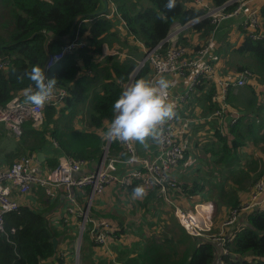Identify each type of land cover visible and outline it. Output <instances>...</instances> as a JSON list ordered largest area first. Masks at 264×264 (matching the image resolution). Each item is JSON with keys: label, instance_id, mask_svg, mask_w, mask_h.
<instances>
[{"label": "trees", "instance_id": "obj_1", "mask_svg": "<svg viewBox=\"0 0 264 264\" xmlns=\"http://www.w3.org/2000/svg\"><path fill=\"white\" fill-rule=\"evenodd\" d=\"M147 1L148 6L138 7L132 0H0V64L6 63V69L0 67V106H4L16 95H24L23 89L32 82L26 77L20 82L17 77L36 64L45 67L47 77L56 79L55 87L67 91V97L60 106L46 107L43 123L39 128L34 131L29 122L22 126L23 134L20 139L24 141V137H28L34 140V145L28 146L27 155L33 154L38 148L44 149L46 140L51 138L64 155L86 161L96 160L101 156L106 140L105 132L113 118L112 105L129 80L137 59L141 57L135 45H128L126 36L131 35L147 49H151L166 37L174 23L184 24L203 12L200 8L185 5L192 0H176V7L172 11L165 9L166 0ZM209 1L214 6H219L227 0ZM116 19L124 25L125 34L119 31ZM260 19L264 31V6L260 8ZM190 28L201 32L204 38L212 25L204 19ZM76 34L87 42V46L77 48L52 68L46 69L48 57L59 52L68 41L74 40ZM103 44H107L109 48H117L118 52L128 57L119 60L115 55L106 56L104 62L97 61ZM234 51L251 55L256 60L254 65L238 67L239 71L248 69L251 77L258 80L264 75V38L251 40L248 36H243ZM82 70H89L91 74H79ZM150 71L149 64L145 63L132 82L138 78H146ZM97 83L99 86L94 87L93 84ZM205 85L202 80L194 88V92L204 89ZM231 91L232 89L229 92ZM212 93L213 87L206 97L211 110L214 109L210 102ZM71 105L76 110L82 106V110L92 112L88 115V126L93 130H100H74L71 123L77 111L74 112ZM66 106L71 107V112L64 115ZM222 124V133L218 131L220 128L214 130L217 145L210 152L225 167L234 169L240 162V148L251 139L256 143L257 138L250 129V122H245L242 118L229 123V126L224 120ZM108 153L109 156H120L123 159L128 156L115 140L110 142ZM54 157L47 158V167L57 164ZM187 158L188 152L180 163ZM251 162L258 168L259 162ZM255 181L256 177L252 178L250 186ZM135 187L137 185L133 183L125 190L133 193ZM193 191L195 189H188L187 184L179 186V194H184L185 197L192 196ZM238 203V198L229 201L228 210ZM243 219L244 222L238 229L230 230V241L226 243L228 254L221 256V261L223 264H264V213H247ZM4 225L6 230L14 227L15 233L8 238L0 235V264H72L76 235H67L64 230L57 232L41 214L19 207L17 211L4 215ZM180 229L184 239L182 236L175 238L167 246L174 253L173 259L160 252L159 248L162 246L159 247L158 242L153 239L145 241L144 249L139 246L134 248L137 255L133 258H126L128 250H123L119 259L122 264H164L168 258L167 264H213L216 242L193 238ZM121 233L123 229L115 233L116 237L119 238ZM168 233L171 234L170 230ZM60 235L66 241L63 250L59 249L58 244L54 249L52 244V239L58 241ZM82 239L84 242L79 249L81 264H88L87 258L89 264H115L102 256L97 262L90 260V251L100 248L92 243L88 232L83 234ZM164 242L165 239H162L161 244ZM180 246L183 249L180 256H177L176 249H180Z\"/></svg>", "mask_w": 264, "mask_h": 264}, {"label": "built area", "instance_id": "obj_2", "mask_svg": "<svg viewBox=\"0 0 264 264\" xmlns=\"http://www.w3.org/2000/svg\"><path fill=\"white\" fill-rule=\"evenodd\" d=\"M191 4L195 8H200L202 14L184 24L174 23L166 37L153 48L147 49L141 41L132 37L143 56L136 61V67L123 89L132 82L137 71L148 63L151 71L145 79L155 81L164 76L170 81L169 99L176 105V116L163 125L159 142H153L155 152L147 156L141 153L136 142L117 141L127 153V158L109 156L108 148L112 140L105 137L103 157L96 169L81 171L87 163L86 160L64 155L57 158L54 167L43 170L34 154L23 156L6 167H0V235L8 238L15 233L14 227L5 229L4 215L17 211L21 205V197L35 187L44 189L48 198H54L58 191L63 192L65 225L71 224L74 219L79 220L75 239L76 250L73 255L75 264L79 256L78 247L85 232H88L92 243L103 251H109L111 245L118 239L115 234L119 231L118 228H115L108 219L92 217L91 214L94 198L112 185L125 189L136 183L145 190L156 192L172 207L173 217L185 233L193 238H204L218 243L221 256L228 254L226 243L230 241L224 230L236 224L247 213L258 211L264 213V168L251 185L247 199L228 210L220 225L223 231L219 232L218 237L207 235L213 225L212 202L202 201L193 204L192 209H184L175 205L169 196L170 192H174V195L179 194V185L170 176V172L178 167L184 154L191 149L189 137L191 122L216 119L217 128L223 126L222 122L226 115L230 117V124L235 122L238 114L228 102L229 91L247 85L252 79L248 69L236 72L233 77L222 74L211 60L217 45L215 37L221 24L240 18L239 26L244 36L251 40L264 38L260 19V8L264 6V0H227L219 6H214L209 0H192ZM110 5L115 11L114 5L112 3ZM204 19L209 21L212 28L203 42L192 45L191 48L179 42L187 27ZM79 39L76 34L74 40L68 41L59 52L50 55L46 69L52 68L65 55L72 54L76 48L87 46L85 40ZM111 53L116 54L113 51ZM0 67L6 69V63H1ZM202 80L206 83L204 90L207 94L213 87L210 102L214 109L200 117L194 114L186 101ZM66 97L67 91L64 88L55 87L43 109H39L31 105L24 95L22 97L16 95L4 106H0V124L4 125L11 135L20 137L23 132L22 126L26 122L33 127H40L46 107H58ZM120 165L128 167L120 171ZM221 256L219 264H223Z\"/></svg>", "mask_w": 264, "mask_h": 264}, {"label": "crops", "instance_id": "obj_3", "mask_svg": "<svg viewBox=\"0 0 264 264\" xmlns=\"http://www.w3.org/2000/svg\"><path fill=\"white\" fill-rule=\"evenodd\" d=\"M133 1L137 3V0H132V2ZM116 20H118L117 26L119 31L125 34L124 25L119 21V19ZM240 22L241 19H232L223 22V24L220 26L218 30V33L216 34L215 42L217 45L215 51L213 52V57L211 56V60L214 62V65L217 68L218 72L222 74L224 73L230 75L232 77L236 72L239 71L238 67L251 64V59L248 54L236 53V51H234L236 54H238V56L232 58H226L227 56H225L224 53L222 52L223 49H226L227 47L228 48L230 47L233 50L236 47H238L239 44L241 43L244 35L242 30L239 29ZM236 25H238L239 27H237ZM223 30L226 32L228 37H231L230 38L231 44L222 47L221 42L218 40ZM184 37H187L190 41L193 42H194L193 39L200 41L205 38L202 37L201 32H197L192 29L191 31L184 33L183 36L180 37L179 41L183 43L182 38ZM125 40L128 43V45L129 43L135 45V42L131 35H128V37L126 36ZM198 43L200 42H194L191 45H196ZM116 49L117 48L115 47L109 48L107 44H103L101 49V54L99 57L96 58V60L101 63L104 62V58L106 56H114L111 53L112 51L116 52L115 56L117 59H121L122 58L121 56L126 55L124 53L118 52ZM137 50H138L137 52L141 54L140 57L141 59L143 56L142 52L140 51L139 48H137ZM83 73L84 70L79 72V74H83ZM93 86L98 87L99 83H97L96 85L93 84ZM243 88H247L246 94L243 93L244 91L242 90ZM248 90H250V93H248ZM194 91L195 90H193L188 96V99L186 101L187 106L193 109L194 114L203 117L212 111L210 108L211 105L208 102V99H206L208 94L204 89L199 90L198 92H194ZM228 102L230 106L233 105L237 108V110L236 109L233 110L235 113L238 114L237 119L242 118L245 122H250L249 125L251 126L250 129L252 132H255L257 142L254 143L252 139L248 140L246 145L240 148V153L244 154L245 158L247 157V159H251V160L256 158L259 159L258 160L259 170L257 171L256 173L257 175L255 176L257 180L258 177L261 175L259 173H261L262 169L264 168V154L262 153V150H264V141H262V139H264V136L260 138V136L264 134V75L259 80L256 78L255 79L252 78L247 85L240 88L232 89V91L229 92L228 94ZM81 111L82 109L80 108V110L78 111L79 112L78 114L80 116L82 115ZM255 119L257 124L255 122ZM216 121H217L216 119H213L211 121L204 119L195 120L191 122L189 131L192 132L193 129L194 132L196 133V136L197 135L199 136V134H205V133L208 134V132L212 128H214L215 130ZM229 121H230V117L226 115L224 117V122L228 126L230 125ZM71 126L74 128V130H81V131L91 130L96 132L100 130V128L96 130H93L92 127L89 128L88 122L85 121L73 120ZM82 126H85V128H83ZM258 130H260L259 136L256 135V132ZM148 144L149 147L145 149L144 145L136 142V145L141 149V153L147 156L155 152V146L153 144V141L149 140ZM211 144L212 146L217 145L215 141L212 140L208 145ZM191 145H192L191 150H194L195 147L192 142ZM251 145L254 146L260 145L261 149H255L254 151L249 153L247 150L251 147ZM191 150L188 152V158H191V160L189 161L184 160L178 165L177 168H175L170 172V176L178 183L179 186L182 184H187L188 189H190L189 186L190 183L195 184V181L200 180L201 178V176L199 175L208 171L207 169L209 165L205 164V162L201 158L205 159L207 157L212 156V153L205 150L208 156L202 157L203 156L202 152L204 150L203 147H201L199 158L196 159L194 157H190V154L192 152ZM39 153L41 154V156L37 157ZM21 154H24L23 156H26L28 154V147H25V142L23 141V139L11 135L8 132L7 128L4 125L0 124V167H6L10 165L14 161L11 162L9 160L18 157ZM33 154L36 156L43 170H47L49 168L47 167V163H46L47 158L56 156L54 158L55 160H57L58 157L64 156V154L61 153V151L57 148L56 142L51 138L46 140L44 149L38 148ZM100 159L101 156L96 160L87 161V163L85 164L84 168L81 171H85L86 169H96V167L100 162ZM199 161L203 162L204 165L198 166L197 164ZM243 161L245 163L246 159H243ZM127 167H128L127 165H120L119 170L121 171L123 169H126ZM194 167H196V169H199V172L196 169L193 172L192 170ZM192 189H194V187H192ZM174 194H175L174 192L169 193L170 198L174 200L173 203L175 205H179L184 209L189 208L191 205L195 203L206 201V199H204L205 196H203L202 198V196H200L199 194H198L199 196H197V194H193L189 198L185 197L184 194H176V195ZM247 196H248V192L245 194V196L240 197L238 201L240 202L242 200H246ZM20 200H21L20 207L28 208L29 210L44 216L46 218V221L48 222V225L54 228L57 232L60 233L64 230V232L67 235L74 234L77 236L78 233L77 225L79 224V220L74 219L73 221H71V224L66 223L67 225H65V222L63 221L64 207H65V198L63 192L58 191L57 195L54 198H48L44 193V189L35 187L32 188L28 194L21 197ZM93 203L94 205L91 210L92 217L108 219L115 226V228H119V230L123 229V233H121V236L117 239V241L111 245L109 251H103L102 249H95L94 251L93 250L90 251L91 252L90 260L97 262L98 258L100 259L102 256L107 258L111 262H114L115 264H122V261L119 259V257L123 250L125 251L128 250L126 253V258L128 259L133 258L134 256L137 255L133 251V249L138 246L141 248L143 247L142 249H144L145 241L147 240L150 241L151 239L158 242V245L161 244L162 239H165V242L159 245V247L162 246L161 248H159V250L160 252H163V254H165L170 258L174 257V253L168 248H165L167 246H170L169 241H174L175 238V235L168 233V231L171 227L174 230V233H175V229H178V232L182 234L180 229L181 227L173 217L172 207L168 205V203H166L162 197H159L156 194V192L154 191L151 192L149 190H146V194L143 197L134 198L133 193H127V190L112 185L107 187L101 195L96 196ZM243 218L244 216H242L237 221L236 224L229 226L228 229L224 230V232L229 235L231 229L232 230L238 229V227L244 222ZM139 227L143 228L142 233L137 231ZM157 227L162 228L161 229L162 231L158 232L159 229ZM146 230L148 231L151 230V231L146 232ZM220 231L221 232L223 231L221 227H220ZM59 237L60 238L58 241L56 240V243L58 244L59 249L63 250L66 241L63 240L61 235ZM87 240H85V243L87 242ZM82 242H84L83 239L81 241V244ZM215 244H216V252H215V258L213 264H219L221 253L219 249V244L218 243ZM165 249H168V251H166ZM75 250H76V245L74 247V252ZM70 258L72 259V257ZM87 261L89 264L88 258ZM87 261L85 260V263ZM71 262L72 264H75L74 258Z\"/></svg>", "mask_w": 264, "mask_h": 264}, {"label": "clouds", "instance_id": "obj_4", "mask_svg": "<svg viewBox=\"0 0 264 264\" xmlns=\"http://www.w3.org/2000/svg\"><path fill=\"white\" fill-rule=\"evenodd\" d=\"M164 7L172 11L176 7V0H166ZM25 77L32 82L23 89L26 100L43 109L57 84L56 79L47 77L45 67L39 64L25 70L17 80L22 82ZM170 87V81L163 76L155 81L138 78L131 82L112 105L113 118L105 137L125 143L138 142L145 149L149 147V140L159 142L163 125L176 116V105L169 99ZM145 194L142 186L133 189L134 198H141Z\"/></svg>", "mask_w": 264, "mask_h": 264}, {"label": "rangeland", "instance_id": "obj_5", "mask_svg": "<svg viewBox=\"0 0 264 264\" xmlns=\"http://www.w3.org/2000/svg\"><path fill=\"white\" fill-rule=\"evenodd\" d=\"M137 5H138V7H140V6L146 7L149 5V2L147 0H137ZM185 5L191 6L192 4H191V2H189V3H186ZM235 19H240V18H235ZM236 26L239 27L238 25H236ZM190 27L191 26L187 27L186 31L184 33L191 31ZM182 36H180V37H182ZM230 38L231 37H228L226 32L223 30L218 41L221 42L222 47H223V46H227L228 44H231ZM204 39H202L200 41H197L196 39H193V40H194V42H203ZM182 41H183V44H185L186 46H189L190 48L192 46L191 44L194 43L193 41H190L187 37L182 38ZM134 42H135V46L138 48L136 41H134ZM129 45H132V43H129ZM85 47L86 46L78 47V48L80 49V48H85ZM222 52L224 53L225 56H227L226 58H232V57L238 56V54H236L234 52V49L232 50V48H230V47L223 49ZM249 56L251 59L250 65L256 64V60L251 55H249ZM121 57H122L121 59H123V58H126L128 56L124 55ZM121 59H119V60H121ZM84 73H90V71L88 70V71H85ZM242 90H244L243 93L246 94L247 88H243ZM248 93H250V90H248ZM72 103L73 102H71V104ZM71 107H72V110H74V112L77 111V113H76V115H77L79 113L78 111L80 110V108L82 106L77 107V110L72 105H71ZM71 107L66 106V109H64L63 114L64 115L69 114V112H71ZM230 107L233 110L234 109L237 110V108L233 105H231ZM91 113H90V111L83 109L81 111L82 115L81 116L79 114L77 116L75 115L76 118L74 117L73 120L88 122V120H87L88 115ZM255 122H256V119H255ZM256 124H257V122H256ZM82 127L85 128V126H82ZM31 128L34 129V131H35V129L39 128V127H31ZM217 128H220L218 131H220V133H222V130H221L222 128L220 126H218ZM260 130H258L256 132L257 136L260 135ZM263 136H264V134L261 135L260 138ZM189 137H190V140L195 147L194 150L190 149L192 151L190 154V157H194L196 159L199 158L201 147H203V150H204L202 152L203 153L202 157L208 156V154L206 153L205 150L210 152L212 148H215V145L212 146L213 143L211 145H208L211 140L216 142V138L214 137V128H212L208 132V134L207 133L199 134V136L198 135L196 136V133L192 129V132L190 131ZM24 142H25V147L34 145V140L33 139L30 140L28 137L27 138L24 137ZM191 147H192V145H191ZM255 149H261L260 145H258V146L251 145V147L247 151L250 153V152L254 151ZM22 152H23V150H22ZM259 153H261V152H259ZM262 153L264 154V150H262ZM24 154H21L18 157L12 158L9 161H11V162L16 161V160L20 159V157H22ZM239 155H240L239 156L240 162L235 165L234 169H229L228 167H225L213 154H212L213 157L212 156L207 157L208 161H207V158H205V159L201 158V159H203L205 164L209 165V167L207 169L208 171L199 175V176H201V178H200V180L195 181V185L191 184V183L189 184L190 189L194 186V189H195V191H193L194 194H197V196L200 195V196H202V198H203V196H205L204 199H206V201H203V203L212 201V206L214 208L213 220H212L213 225H212L211 231L209 232V234H207L209 237H218V234L220 231V225L223 222L224 216L226 215V212L229 208L228 202L232 201V199H234V198L239 199L240 197L245 196V194L247 192H249L251 180H252V178H255V176L257 175L256 173L259 170V168H257V166L251 164L252 163L251 161H257L258 162L259 159H257V158L252 159V160L247 159V157L245 158V155L241 154L240 151H239ZM243 159H246L245 163H244ZM189 160H191V158H187L185 161H189ZM197 165L198 166L204 165V163L199 161ZM195 169H196V167H194L192 171L194 172ZM196 170L199 172V169H196ZM197 186H198V188H197ZM201 187H202V189H200ZM189 208L192 209V205ZM157 228L159 229L158 232L162 231L161 230L162 228H160V227H157ZM169 230H170L172 235H175V238L182 236V238L184 239V236L180 232H178V229H175L176 234L174 233V230L171 227ZM137 231L142 233L143 228L139 227ZM150 231L146 230V232H150ZM175 238H174V240H175ZM74 247H75V245H74ZM79 248H78V251H79ZM165 248H168V247H165ZM168 249L171 250L170 248H168ZM168 249H165V250L168 251ZM182 249H183L182 246H180V249H176L178 256H180V251ZM167 263H169V258L164 261V264H167ZM76 264H80L79 256H78V260H77Z\"/></svg>", "mask_w": 264, "mask_h": 264}, {"label": "water", "instance_id": "obj_6", "mask_svg": "<svg viewBox=\"0 0 264 264\" xmlns=\"http://www.w3.org/2000/svg\"><path fill=\"white\" fill-rule=\"evenodd\" d=\"M40 156H41V154L39 153L37 157H40ZM102 157H103V154L101 155V158H102ZM52 244H53V248L55 249L56 244H57L55 238L52 239ZM78 248H79V247H78Z\"/></svg>", "mask_w": 264, "mask_h": 264}]
</instances>
